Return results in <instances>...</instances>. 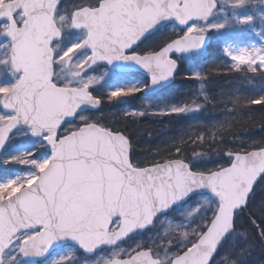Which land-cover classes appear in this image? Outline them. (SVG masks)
<instances>
[{
	"label": "snow or ice",
	"instance_id": "obj_1",
	"mask_svg": "<svg viewBox=\"0 0 264 264\" xmlns=\"http://www.w3.org/2000/svg\"><path fill=\"white\" fill-rule=\"evenodd\" d=\"M245 2L231 0V7H243ZM217 3L86 0L70 14H61L60 0H0V20L6 21L0 24V34L10 41L3 46L6 54L0 64L15 81L0 85V107L10 113L0 115V147L14 128L24 125L52 150L42 162L28 159L30 153L12 157L15 162L34 166L35 172L0 183V264H7L4 251L17 240L18 252L24 256H42L54 242L64 238L75 241L85 251L115 245L151 225L159 212L199 190L207 195L194 213L200 214L205 207L211 212L200 216L195 229L169 223L160 237L119 249L107 264H212L221 240L235 228L237 210L247 206L256 181L264 174V144L253 151H229L231 162L209 171H193L180 149L145 166L130 160L129 141L124 134L96 122L71 127L70 118L84 104H100V99L89 92L94 81L81 78L89 66L98 62L134 61L150 73L153 84L172 77L177 64L170 53L200 48L205 33L223 29L225 23L188 27L182 36L156 51L130 50L161 20L174 18L179 25L194 19L207 20ZM251 19L243 17L239 22L249 23ZM65 29H83L85 38L57 56L59 45L54 42ZM85 48L90 54L73 63V55ZM225 54L236 71L264 73V45L226 48ZM63 68L68 69L71 80L61 82ZM200 78L195 74V79ZM77 79L74 85L71 81ZM139 91L136 87L121 88L112 91L110 98ZM249 103L264 105V97ZM198 109L199 105H186L164 114ZM131 114L138 117L143 113ZM204 139L198 136L194 142ZM256 211L264 216V201ZM25 231L27 235L22 234ZM170 232L179 233L181 240L175 241ZM259 234L264 239V231ZM177 243L179 247L170 251Z\"/></svg>",
	"mask_w": 264,
	"mask_h": 264
},
{
	"label": "rangeland",
	"instance_id": "obj_2",
	"mask_svg": "<svg viewBox=\"0 0 264 264\" xmlns=\"http://www.w3.org/2000/svg\"><path fill=\"white\" fill-rule=\"evenodd\" d=\"M219 9L214 15L212 21L209 24H195L197 27L206 28L208 25L217 24V23H225V27L220 30H209L205 33V37L211 36L212 41L210 44V48L196 57H188L179 61L181 68L180 72H184L187 79L195 84L194 91L192 93V98L189 104H186L189 108L193 105H199L198 110H189L179 114H170L165 115L164 113L170 112L172 108H179L186 105L181 106H168L165 104H161L159 99L150 100L144 102V105L140 109L132 110L128 107L129 102L132 101L136 96L140 93L137 92L131 96H125L120 98H110V93L114 90L121 88H131L136 87L139 88L143 82L139 79L116 75L108 72H102L97 76H86L83 79L88 80L92 79L94 82L90 86L89 90L98 94L105 103V109L103 113L97 117L92 122H96L97 120L103 119L107 123H122L130 120H152L155 122H161L166 118L172 116H181L186 114H194L196 112H204L206 114H213L215 112V99L210 94L209 90V77L207 75V69L209 65L213 64V59L211 56L212 53H215L217 50L220 52V57L223 60V63L231 70H235L232 67L234 62L231 61L230 57L225 54L226 48L232 49H240V48H251V47H260L264 45V6L263 0H246L245 5L240 8L231 7V0H218ZM243 17H251V21L249 23H240L239 19ZM191 27V26H190ZM64 44H58L59 47L56 48L57 56L61 55L64 51L67 50L68 47H71L72 44L75 43V39L71 37L69 29L64 30ZM184 32L180 31L177 26H170L164 31L161 32L160 39L167 40V38H177L178 36H182ZM4 35L1 34L0 37V60L5 58L6 48L4 45L10 43L9 40H5L3 38ZM219 57V58H220ZM58 71L61 70V66H57ZM236 71V70H235ZM239 72V71H237ZM242 72H248L246 69L242 70ZM0 73H4L0 76V85H11L14 83V79L7 75V69L4 65L0 64ZM253 80H259L264 77V73H252ZM195 74H199L200 79H195ZM61 75L64 76V80L61 82L71 80V77L67 75V71L65 68L62 69ZM84 74L82 73V76ZM79 79V78H78ZM77 80H72L71 82L76 85L78 84ZM103 83V85H102ZM177 83V82H176ZM258 83V82H254ZM236 84H233L235 86ZM131 113H143L140 116H134ZM6 113L2 107H0V115H6ZM83 118H86L83 117ZM91 121H87L86 119H79V121L72 125L71 127L79 126L80 124L87 123ZM46 148V144L43 139L33 141L30 138V132L28 131H20L17 132L10 144L8 145L7 150L4 152L2 158L0 159V170L6 171L8 174L6 179L0 181V183L7 182L8 180L16 179V178H24L26 174L35 172L34 166L30 164H20L15 162L12 157H23L25 154H31L27 158L30 160H36L38 162H42L45 159H48L49 156H45L42 153V150ZM219 158L215 157L214 159H209L204 156H198L192 159V163H190L191 169L199 168L204 165L205 170H209L211 167V163ZM220 160V159H219ZM218 160V162H219ZM230 163L231 160H228ZM17 189H13L15 192ZM204 196H198L193 199L188 204L179 207L176 209L170 216L165 218H161L155 224L152 230L146 233L137 234L125 244L119 246L113 250H106L96 255L94 258H86L82 256L76 248H65L56 253H54L45 263L43 264H56V262H61V264H107V261L112 257L113 253L123 248L125 250L135 246L140 242H147L150 238L160 237L162 235V231L169 223L172 224H186L189 230L195 229L200 222L201 215H208L211 212V208L205 207L201 208L200 214H195V207L200 204V202L204 199ZM264 201V185L261 187V194L258 195V198L255 202L256 209L259 204ZM189 213H193V215H189ZM27 235V234H26ZM170 237H173L175 241L179 242L181 237L179 233L170 232ZM244 237L240 232H237L231 236L232 237ZM233 241V240H231ZM18 243L7 253L5 256V260L7 264H27L23 261L18 252L17 245ZM233 243H229L228 248L231 249ZM177 247H179V243L174 245L170 251H174ZM14 259H11L13 258ZM215 264H233L231 262V255L229 252L224 253L218 257Z\"/></svg>",
	"mask_w": 264,
	"mask_h": 264
},
{
	"label": "trees",
	"instance_id": "obj_3",
	"mask_svg": "<svg viewBox=\"0 0 264 264\" xmlns=\"http://www.w3.org/2000/svg\"><path fill=\"white\" fill-rule=\"evenodd\" d=\"M169 40L172 41L173 38L162 40V46H165ZM211 55L214 61L209 65L207 75L210 94L216 102L213 114L196 112L172 116L161 122L144 119L110 124L100 119L96 123L106 124L112 130L124 134L132 145V162L145 166L153 160L159 162L166 159L180 149L188 164L198 156H204L210 160L219 158V162L215 160L211 163L209 170H213L229 164L226 158L229 151L243 153L258 150L260 145L264 144V105H252L249 102L264 97V77L253 80L250 72L229 69L221 60L218 50ZM233 84L236 85L233 86ZM194 88L195 84L187 79L184 72H180L175 86L157 97L145 98L141 93L130 101L129 108L140 109L144 102L155 99H159L161 104L168 106L186 105L192 98ZM100 115V113L89 115L88 121L92 122ZM198 136H203L205 139L195 143L194 140ZM42 153L47 156L45 150H42ZM193 153L198 154L193 155ZM209 170H205L204 165L194 169L198 172ZM7 174L6 171L0 170V181L6 179ZM263 185L264 180L250 201L248 214L237 216L235 233L245 232L247 236L230 238L218 257L229 252L231 262L234 264H264V239L260 238L253 225L254 220L259 231H264V216L256 211L255 204ZM233 239L239 242L237 245L234 243L229 249V243H232Z\"/></svg>",
	"mask_w": 264,
	"mask_h": 264
},
{
	"label": "water",
	"instance_id": "obj_4",
	"mask_svg": "<svg viewBox=\"0 0 264 264\" xmlns=\"http://www.w3.org/2000/svg\"><path fill=\"white\" fill-rule=\"evenodd\" d=\"M63 1L64 0H60V4L58 5V8L63 3ZM263 5H264V0H263ZM217 10H218V4H217V8L214 10V13ZM214 13L210 17H208L207 20L194 19L192 21H189L188 24H186V25H179L178 22L175 21L174 18H169V19L161 20L152 29L146 31V33L139 39V41L136 43V45L133 46V48L130 50V52H132L134 49H136L148 37H151V36L155 35L157 32H159L160 30H162V29H164V28H166L168 26H177L181 31H186L189 26L194 25L196 23H199V24H207V23H209L211 21L213 15H214ZM5 22L6 21L0 20V24H3ZM74 30L75 31H83V29H80V30L74 29ZM5 38L7 40H9L8 37L5 36ZM61 41H62V37L59 38L54 43L55 44H58ZM210 44H211V37H205V40L203 42V45L200 48L192 49V50H187V51H182V52L172 51L170 53V56H171V58L173 60L176 59V58L177 59L178 58H185V57H188V56H198V55L202 54L204 51H206L208 49V47L210 46ZM85 50H89V49H87V48L81 49L80 52H79V54L76 57L72 58V60L74 61ZM176 64H177V66H176V69L174 71L173 76L170 77V78H168V79H166V80L160 81V82H158L156 84H153L151 82V75H150V73L147 70H145L141 65L137 64L134 61H122L121 60V61H114L112 64H108L107 62L101 61V62H98V63L92 65V67L95 66V65H103L104 67L109 68V69H111L113 71H118V72L125 73V74H133V73L143 74L146 78H148V80L150 82L149 88L144 92L145 95H155V94H158L161 91H164V90L170 88L172 85L175 84L176 77L178 76V69H179L177 62H176ZM102 106H103L102 101L97 106H92V105H88V104L82 105L78 109V111L74 115V117L70 118V120L72 121L71 125L74 124L76 122L77 118L80 117L83 114L99 112L101 110ZM5 111L7 112V110H5ZM21 130H27L28 131V128H27V126H24V125H18L16 128H14L9 133L8 139L6 140L5 144L2 147H0V157L2 156L3 152L5 151L7 145L9 144V142L11 140V137H12V134H14L15 132L21 131ZM31 137L33 139H35V140L42 139L41 137H39V136H33L32 134H31ZM46 145H47L46 151H47L48 154L51 155L52 154L51 147L47 143H46ZM131 149H132L131 148V143L129 141V158H130V160H131V154H132ZM227 157L232 159V157L230 155H228ZM263 178H264V174H261L260 178L256 181V186H255V188L253 190V194L249 197L247 206L245 208L238 209L237 210V214H239V213L247 214V209H248V206H249V202H250L251 198L253 197V195L255 193V190L257 189L258 185L260 184V182L262 181ZM196 195H207V193H206L205 190L195 191L189 197H187L186 199H182V200H180L178 202H175L167 210H164V211L159 212L156 215V217L154 218L153 223L151 225L146 226L144 229L136 230V231L130 233L127 237L121 239L115 245H111V246L102 245V246L97 247L93 251H85L75 241H72L70 238H64V239H61V240H58V241L54 242L48 248L47 252L44 255H42V256H24L22 254H20V255L23 258V260L25 262H27V263L39 264V263H43L46 260H48L55 252H57V251H59L61 249L67 248V247H73V248H76L84 256H86L88 258H92V257L96 256L98 253H101V252H103L105 250H111V249L117 248L119 245H121L122 243L126 242L130 237L134 236L135 234H137L139 232L149 231L150 229H152V227L154 226L155 222L160 217H164V216L170 214L171 212H173L176 208H178V207H180L182 205H185L186 203H188L192 199V197H194ZM253 225L256 227V229L258 231V234H259L260 233L259 228L256 226L255 223H253ZM234 231H235V228L233 230L229 231L225 235V237L221 240L220 245H219V247H218V249L216 251V255L219 252L220 248L223 246V244L226 242V240L228 239V237ZM22 234H28V232L25 231ZM259 236H260V234H259ZM260 238H261V236H260ZM16 243H17V241H15V243L13 245H10L7 249H5L4 256L16 245ZM216 255L213 256L212 263H213V260L215 259Z\"/></svg>",
	"mask_w": 264,
	"mask_h": 264
},
{
	"label": "flooded vegetation",
	"instance_id": "obj_5",
	"mask_svg": "<svg viewBox=\"0 0 264 264\" xmlns=\"http://www.w3.org/2000/svg\"><path fill=\"white\" fill-rule=\"evenodd\" d=\"M86 2V0H65L61 6L59 7L60 13L62 14L63 12H67L70 14V12L77 6H80L82 3ZM70 32V36L73 37L75 39V43H79L82 39L85 38V33L84 30L83 31H75L74 29H69ZM63 35V41L64 42L65 38L64 37V33ZM160 35L161 32H158L157 34L153 35L152 37H148V39H146L142 44H140L136 49H134L132 52H136V53H144V52H148V51H156L161 49L162 46V39H160ZM175 37V36H174ZM173 37V40H175L176 38ZM172 39V38H171ZM165 41V40H163ZM170 41V40H169ZM60 43V44H62ZM168 43V42H167ZM166 43V44H167ZM64 44V43H63ZM165 44V45H166ZM80 52V50L78 51ZM77 53H75L73 55L76 56ZM88 54H90V50H85L83 51L74 61L73 63H77L81 60H83ZM58 66V65H57ZM92 66V65H91ZM89 66L86 69V73H83L84 75L81 78H84L86 76H97L100 75L102 72H108V73H112V74H116V75H125L128 76L126 74H121L119 72H111L108 69L102 67L101 65H98L96 67H91ZM67 71V75H68V69L65 68ZM69 76V75H68ZM129 77L132 78H136L139 79L143 82V84H141V86L139 87V89H141V91H143L146 87H148L149 85V81L147 79H145L142 75L136 74V75H130ZM103 85V83H102ZM140 91V92H141ZM92 93V92H91ZM94 96H96L97 98L101 99L103 101V99L101 97H99L98 94H94L92 93ZM104 102V101H103Z\"/></svg>",
	"mask_w": 264,
	"mask_h": 264
},
{
	"label": "bare ground",
	"instance_id": "obj_6",
	"mask_svg": "<svg viewBox=\"0 0 264 264\" xmlns=\"http://www.w3.org/2000/svg\"><path fill=\"white\" fill-rule=\"evenodd\" d=\"M238 240L237 239H233V241H232V243L234 244L235 243V245H237L238 244ZM233 251V250H232ZM233 253H234V251H233Z\"/></svg>",
	"mask_w": 264,
	"mask_h": 264
}]
</instances>
